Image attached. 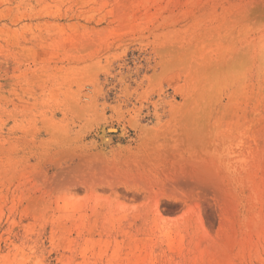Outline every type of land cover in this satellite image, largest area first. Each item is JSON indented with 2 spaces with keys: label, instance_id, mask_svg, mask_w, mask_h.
<instances>
[{
  "label": "rangeland",
  "instance_id": "obj_1",
  "mask_svg": "<svg viewBox=\"0 0 264 264\" xmlns=\"http://www.w3.org/2000/svg\"><path fill=\"white\" fill-rule=\"evenodd\" d=\"M0 264H264V0H0Z\"/></svg>",
  "mask_w": 264,
  "mask_h": 264
},
{
  "label": "bare ground",
  "instance_id": "obj_2",
  "mask_svg": "<svg viewBox=\"0 0 264 264\" xmlns=\"http://www.w3.org/2000/svg\"><path fill=\"white\" fill-rule=\"evenodd\" d=\"M104 139H105V138H104ZM107 142H108V141H106V143H107ZM225 153H226V152H225V148H224V147H221V149L218 151V153L215 154V155H216V158L219 159V160H221L223 157L226 158V156L224 155ZM239 162H240V164H243V163H245V160H244L243 158L240 157Z\"/></svg>",
  "mask_w": 264,
  "mask_h": 264
}]
</instances>
